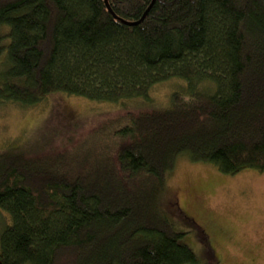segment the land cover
I'll use <instances>...</instances> for the list:
<instances>
[{
    "label": "trees",
    "instance_id": "obj_1",
    "mask_svg": "<svg viewBox=\"0 0 264 264\" xmlns=\"http://www.w3.org/2000/svg\"><path fill=\"white\" fill-rule=\"evenodd\" d=\"M106 1L0 0V105L183 83L165 107L2 149L0 264H198L163 202L178 160L264 171V0Z\"/></svg>",
    "mask_w": 264,
    "mask_h": 264
},
{
    "label": "rangeland",
    "instance_id": "obj_2",
    "mask_svg": "<svg viewBox=\"0 0 264 264\" xmlns=\"http://www.w3.org/2000/svg\"><path fill=\"white\" fill-rule=\"evenodd\" d=\"M182 83L170 78L151 88L148 103H121L132 110L159 108ZM121 103L57 93L31 107L0 105V151L21 145L34 134L52 135L58 144L68 132L77 130L76 138L81 137L121 112ZM167 180L163 202L172 206L174 224L184 232L183 241L198 257V264H264V171L247 168L224 174L208 163L182 156ZM11 221L0 210V230Z\"/></svg>",
    "mask_w": 264,
    "mask_h": 264
},
{
    "label": "water",
    "instance_id": "obj_3",
    "mask_svg": "<svg viewBox=\"0 0 264 264\" xmlns=\"http://www.w3.org/2000/svg\"><path fill=\"white\" fill-rule=\"evenodd\" d=\"M105 3L107 4V1L105 0ZM108 5V4H107ZM108 7H109V5H108ZM109 10H110V7H109ZM141 20V19H140ZM140 20L139 21H137V22H129L130 24H137L138 22H140Z\"/></svg>",
    "mask_w": 264,
    "mask_h": 264
}]
</instances>
